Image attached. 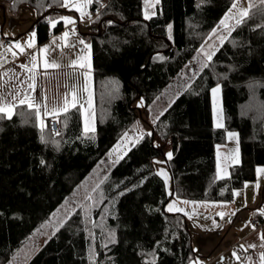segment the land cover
Instances as JSON below:
<instances>
[{
	"label": "trees",
	"instance_id": "trees-1",
	"mask_svg": "<svg viewBox=\"0 0 264 264\" xmlns=\"http://www.w3.org/2000/svg\"><path fill=\"white\" fill-rule=\"evenodd\" d=\"M0 1L12 11L23 5L36 10L32 28L38 42L63 27L61 0ZM233 2L94 0L90 8L99 12L84 36L93 49L95 131L84 133L78 106L56 117L59 135L48 121L41 129L27 105L0 119V264L11 260L125 131L148 121L144 109L195 57ZM250 4L257 6L227 34L207 66L149 121L151 135L130 148L27 264H192L198 254L188 219L167 212L166 205L174 198L231 201L264 165V4ZM49 18L58 21L54 28ZM217 84L222 128L212 115ZM229 130L239 134L242 160L230 166L228 177L217 178L216 147ZM156 138L172 146V158H166L171 195L156 170V158L166 157Z\"/></svg>",
	"mask_w": 264,
	"mask_h": 264
},
{
	"label": "crops",
	"instance_id": "crops-1",
	"mask_svg": "<svg viewBox=\"0 0 264 264\" xmlns=\"http://www.w3.org/2000/svg\"><path fill=\"white\" fill-rule=\"evenodd\" d=\"M0 2V37L2 36L10 41L8 46H3L0 41V63H2V67H0V84L7 81V84L0 87V95H7V93L13 92L16 90V85H20V96L23 97L27 93L36 104L41 106L40 118L46 124L50 118H58L63 113L61 111L58 115L51 114L54 108H62L65 94H68V99L71 100V93L75 91L79 100L76 106L81 108L83 115V126L85 121H87L88 125L95 129L93 49L91 44L85 41L84 36L85 33H89L92 29L93 18L90 14V6L87 9L90 16H85L83 19H81L80 14L75 9L63 7L64 11L60 14L61 17H70L75 20V24L65 25L63 22V27L59 32L50 34L46 41L42 42H38V34L35 30L36 47L25 48V52L21 53L14 45L16 43L24 45L30 39L29 34L33 31L32 27L37 20V12L29 5L21 6L18 11H12L7 4ZM3 17H5L4 21ZM73 28L75 30L74 34L72 32ZM65 32L69 33L67 38L68 45H75L74 47L64 46L65 41L59 39ZM54 40L55 43H53ZM80 40H83L84 44H80ZM85 45H90V48H86ZM45 46H48L50 51L47 54H41L39 50ZM10 47L11 51L8 50ZM13 53H16V55L13 56ZM31 55H36L40 64H42L43 57L46 56L48 61H55L60 65L58 68L48 69H44L42 66L39 67L35 72L34 90L27 88V84L31 83L29 77L33 73L20 67L21 64H28L31 67ZM81 56L87 57L82 63L87 64L90 62V69L79 65L76 67L70 66L72 61L77 60ZM5 72L8 74L7 76L4 75ZM45 72L47 74L42 75ZM86 72H90V75L85 76L83 73ZM10 77L12 79H9ZM85 87H87V90H85ZM7 99L10 101L12 97L8 96ZM81 104L83 107L80 106ZM44 105H47V109H45ZM46 110L49 112L47 116L44 115ZM38 122L40 124V119ZM143 122L144 120L138 121L137 124L142 126ZM144 133L150 132L144 130ZM228 134L226 142L218 144L215 153L217 173L223 176L224 174L220 169L226 168L227 170L228 175L224 177L230 175V166L239 164L242 160L241 150L229 147L228 140L235 141V138H229ZM157 139L155 144L162 147L165 154L173 153L171 143L168 140L159 142ZM236 159H238L239 163L235 162ZM156 160L155 166L157 169ZM218 164L220 166L219 169ZM262 167L264 165L258 166L257 169ZM163 179L166 180L165 177ZM171 181L172 179L167 173L165 183L168 193H172ZM245 184H247V187L244 185L233 192L240 194L234 195L231 201L177 199L184 206V210L181 212L188 219L187 222L193 237V248L198 254L192 260V264H264V259L261 258L262 254H264V247L261 246L264 245V239H261V235L264 234V223L261 226H251L249 224L251 219L260 216V210L264 209V173H257L255 180L248 181ZM257 184L259 188L256 187ZM184 201L194 203H184ZM219 212L226 213L223 219L217 215ZM232 212H235V215H231ZM229 219H231V222H229ZM213 220L221 227H214ZM249 245H256V247L252 248ZM238 249H250V252L245 258L240 259Z\"/></svg>",
	"mask_w": 264,
	"mask_h": 264
},
{
	"label": "rangeland",
	"instance_id": "rangeland-1",
	"mask_svg": "<svg viewBox=\"0 0 264 264\" xmlns=\"http://www.w3.org/2000/svg\"><path fill=\"white\" fill-rule=\"evenodd\" d=\"M251 1L252 0H239V3L237 4V8L232 9V14L238 15L240 9H249L248 6ZM229 10L226 14L229 13ZM226 14L219 21L216 27L211 31V33L208 34L205 43H203L202 47L199 48L200 50L197 52L195 57L190 62H188V64L183 68L180 74L176 76V78H174L171 84L168 85L167 89H164L162 95L158 97L153 103H151V105H149L146 110L144 109V115H145L144 118L147 119L148 121L144 120L142 126L139 124H135V126L129 129V131H125L124 135L120 138V140L116 144H114V146L112 147L113 149L111 148L110 152L105 157L102 158V161L75 188V190L71 193V195L65 198L64 201L61 203V205L53 213H51V216L32 233L29 239L26 240V242L17 250L15 254H13V257L7 264H27L34 255V253H36L45 243V240L50 238L52 235H54L57 229H59L60 226L70 217L72 212H74L76 208H78L80 205L84 203L86 198L92 196V193L97 187V184L100 183V181L104 178V176L108 173V171H110L112 167L115 166V164L117 163L116 162L117 155L119 153L113 152V150L117 148V145H121L119 151L123 152L124 151L123 146L127 143L128 138H139L141 133L145 135L144 130L146 132H150V133L152 132L150 131L151 125L149 121L158 118V116H160L166 110L167 106H169L171 102H173L179 96V94L183 91V89L187 88V86L195 78V75L198 74L200 69L204 66L205 62L208 60L205 53L212 54L213 56L215 52L218 50V47H220L225 40L224 39L223 42H221L220 37L226 38L228 36L227 35L229 34L228 29H225L221 25V21L224 19ZM4 19L5 17H3V21ZM227 23L232 28V30L236 26L235 19H231L227 21ZM216 87H219L220 92L216 96H214L211 90V99H212L211 102L213 109L212 115L214 117V124L216 126L218 121L222 123L224 126L225 116L223 114L224 108L222 101L223 100V94L221 88L222 85L217 84L214 87H212V89ZM139 121H143V120L141 119ZM86 122L87 121H85V124ZM84 129H85V125H84ZM84 133L86 135L92 134L91 132L86 133L85 131ZM228 133L237 134V138H235V141L228 140L229 147L231 149L239 148L241 150L238 132L235 130H229L227 134ZM125 134H127V136ZM157 140L159 142L167 141V140H161L160 138H158ZM129 147L131 148L132 146L129 145ZM157 161H159V163H157ZM156 165H157L156 170H158L159 173L161 172V170H163L164 172L168 173L169 177H171V174L168 170L169 168L166 157L158 158L156 160ZM173 203L177 208L184 210V206H182L183 204H181V202H179V200L177 199L170 200L164 209L169 213H178V212L182 213L181 211L167 210L168 205Z\"/></svg>",
	"mask_w": 264,
	"mask_h": 264
},
{
	"label": "snow or ice",
	"instance_id": "snow-or-ice-1",
	"mask_svg": "<svg viewBox=\"0 0 264 264\" xmlns=\"http://www.w3.org/2000/svg\"><path fill=\"white\" fill-rule=\"evenodd\" d=\"M93 2H94V0H61V6L62 7H70V8L75 9L80 14L81 19H83V17H85V16H90V14L87 11V9ZM96 2L98 3V0H96ZM238 3H239V0H234V2L231 5V8L229 10V13L226 14L224 19L221 21V25L225 29H228L229 33L232 31V28L229 26L227 21H229L231 19H235L236 20V24L239 25V24L243 23L244 20L250 16L249 9H251L252 7H256L257 6V5H254V4H249V9H240L238 15H233L232 14V9H236ZM261 4H264V0H261ZM99 6L103 7V5H99ZM261 10L264 11V8H262ZM145 18H147V19L151 18L147 14V12L145 13ZM60 20H62L65 25H70V24L74 25L75 24V20H73L70 17H66V16L60 17ZM57 22L58 21H53L51 18H49V23L51 24V26L53 28L56 26ZM109 23H111V22H109ZM72 32H73V34L75 33L74 28L72 29ZM213 34H215V33H213ZM29 35H30V39L28 41H26L24 45H21L20 43H16L14 45V47L19 49L21 53L25 52V48H35L36 47V44H35V36H36L35 30H33ZM68 35H69V33L65 32L63 34V36L60 37L59 39H62V40L65 41V45L64 46H66V47H68V46L74 47L75 45H68V43H67ZM220 39H221V42H223V40L225 38L224 37H220ZM53 43H55V40L53 41ZM79 43L80 44H84V41L80 40ZM85 47L86 48H90V45H85ZM8 50L11 51V47ZM39 51H40L41 54H47L50 51V49H49L48 46H45V47L41 48ZM15 55H16V53H13V56H15ZM205 55L207 56V59L209 61L212 59V54L205 53ZM86 59H87L86 56H81L77 60L72 61L70 66L71 67H76L77 65H79L80 67H87L88 69H90L91 68L90 62L87 63V64L82 63V61H84ZM30 63H31V67H29L28 64H21L20 67L25 69L26 71H28L30 73H33L29 77V80L31 81V83L27 84V88H29L31 90L35 89V79H36L35 72L37 71V69L39 67L42 66L44 69L60 67V65L58 63H56L55 61H51V62L48 61L46 56L43 57L42 64H40L37 61V56L36 55H31ZM204 66L206 67L207 65H204ZM0 67H2V63H0ZM46 74H47L46 72L42 73V75H46ZM83 74L85 76H88V75H90V72H86V73H83ZM4 75L7 76L8 74L5 72ZM9 79H12V77H10ZM5 84H7V81H5L3 84H0V87H3ZM85 90H87V87H85ZM219 92H220L219 87H216V88L212 89V93H213L214 96H216ZM8 96H11L12 100L9 101L7 99ZM71 97H72V99L69 100L68 99V94H65V96L63 98V106H62V108H59V109L54 108L52 110L51 114L58 115L61 111L64 112V113H67V111L69 110V107H73V108L76 107V105L79 103V100L77 98V95H76L75 91H73L71 93ZM17 102H18L19 105H27L28 109H34V115L38 119H40V127H41V129H43L45 127L44 120L42 118H40L41 117V113H40V107L41 106L39 104H36L35 101L33 100V98L30 95H28L27 93H25L23 95V97H21L20 96V85H16V90L15 91L7 93V95H0V119H4V118L11 119L12 116L14 114H16L15 113V108L17 107ZM89 105H90V99H89ZM80 106L83 107L82 104ZM141 106H143V102L142 101H141ZM44 107H45V109H47V105H44ZM77 110L79 111V109H77ZM44 115L45 116L49 115V112L46 110L44 112ZM217 127H221L222 128L223 124L218 121L217 122ZM84 131L86 133L89 132V131L94 132L95 129L93 127H90L88 125V123L86 122ZM56 135H59V133H56ZM125 135L127 136V134H125ZM143 135L144 134L141 133L139 138H128L127 143L123 146L124 147V151L123 152L119 151L120 148H121V145H117V148L113 150V152L119 153L117 155V161L116 162H118L120 159H123V156L127 154L128 150H130L129 145L134 147L135 144L139 142V139L143 138ZM147 135L150 136L151 133H148ZM228 135H229V138H237V134H235V133H229ZM90 138L94 139V137H90ZM42 139H43V137H42ZM110 155H111V153H110ZM166 156H167L168 160H171L172 153L169 152V153L166 154ZM235 162L239 163L238 159H236ZM42 163H43V161H42ZM157 163H159V161H157ZM219 168H220V166L218 164V169ZM220 171L223 172L224 175L221 176L218 173L217 178H224V176L228 175L226 168L220 169ZM257 173H264V167L258 168L257 169ZM159 174L165 176V178L167 179V173L164 172L163 170H161V172ZM245 187H247V184H245ZM256 187L259 188V185L257 184ZM171 194L172 193H169V195H171ZM239 194L240 193H238V192L234 193V195H239ZM184 203H194V202L184 201ZM167 210L168 211H183L182 209L177 208L174 203L173 204H169ZM260 213L262 215H264V209H261ZM217 215L221 219H223L224 216L226 215V213L225 212H219V213H217ZM231 215H235V212H232ZM229 222H231V219H229ZM213 226L216 227V228L221 227V225L217 224L215 220H213ZM261 239H264V234L261 235ZM112 242H115L114 236L112 237ZM106 246L107 245H105V247ZM261 246L264 247V245H261ZM249 247L255 248L256 245H249ZM92 256L94 257V252L92 253ZM261 258L264 259V254H262ZM152 264H154V260H153Z\"/></svg>",
	"mask_w": 264,
	"mask_h": 264
},
{
	"label": "built area",
	"instance_id": "built-area-1",
	"mask_svg": "<svg viewBox=\"0 0 264 264\" xmlns=\"http://www.w3.org/2000/svg\"><path fill=\"white\" fill-rule=\"evenodd\" d=\"M98 12H99V10L98 11L95 9L91 10L90 14H91L93 19L97 17ZM0 41H1V44L3 46H6V45L8 46L9 42H10L8 39H6L2 36L0 37ZM48 122H50V127L53 131V134L60 132V123H59L57 118L52 117L49 119ZM263 223H264V215H262V214H260V216H258V217L252 218L251 221L249 222V224H251V226L252 225L261 226ZM249 252H250V249H238V256L240 259H243L247 256V254Z\"/></svg>",
	"mask_w": 264,
	"mask_h": 264
}]
</instances>
